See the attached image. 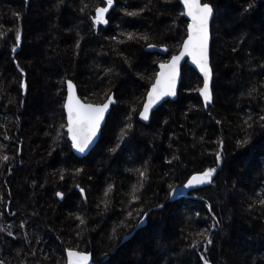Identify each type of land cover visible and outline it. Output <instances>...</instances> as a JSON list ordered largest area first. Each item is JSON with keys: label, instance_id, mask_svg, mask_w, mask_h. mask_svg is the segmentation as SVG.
Segmentation results:
<instances>
[{"label": "trees", "instance_id": "trees-1", "mask_svg": "<svg viewBox=\"0 0 264 264\" xmlns=\"http://www.w3.org/2000/svg\"><path fill=\"white\" fill-rule=\"evenodd\" d=\"M249 2L255 7L245 12ZM204 3L216 11L213 104L205 109L197 91L203 81L185 65L177 101L165 103L144 125L137 113L158 64L177 54L187 37L180 0H152L150 10L136 18L119 9L139 11L148 0H116L106 28L92 25L94 8L105 6L102 0H64L59 8L57 0H0V31L6 34L0 40V156L9 157L6 163L0 160V227L5 229L0 232V259L5 264H64L68 249L92 253L97 264H203V245L199 250L191 245L201 239L197 233L213 223L208 204L220 221L205 254L211 264H264V208L258 204L264 194V128L248 129L251 143L236 146L246 134L243 121L249 114L258 120L264 109V98L248 95L253 86L264 93V0ZM14 12H21L22 20H16ZM17 27H22V41L15 60L27 73V95L19 88L20 73L11 52ZM127 33L149 40L128 41ZM149 43L166 47L167 54L149 52ZM66 80L76 85L84 102L100 103L105 93L117 100L98 146L83 159L73 154L65 128L60 129L66 125ZM128 123L133 129L122 138ZM58 130L64 135L54 143ZM218 139L224 141V158L215 184L170 202L169 184L182 185L215 166L208 152L216 149ZM173 155L179 161L168 164ZM145 162L150 179L141 194L147 202L143 206L147 210L166 202V207L150 214L147 226L125 242L135 228L118 225L128 201L124 193L136 183L135 169ZM76 169L84 171L74 175ZM77 184L85 189L86 200ZM109 184L116 187L105 212L101 200ZM57 191L64 193L62 201ZM136 207L132 204L129 210ZM13 213L16 222L10 223L7 216ZM75 215L88 221L79 236ZM113 228L119 236L115 242L109 240Z\"/></svg>", "mask_w": 264, "mask_h": 264}, {"label": "snow or ice", "instance_id": "snow-or-ice-1", "mask_svg": "<svg viewBox=\"0 0 264 264\" xmlns=\"http://www.w3.org/2000/svg\"><path fill=\"white\" fill-rule=\"evenodd\" d=\"M25 4H27L28 0H24ZM105 6H96L94 8V16L92 17V25L94 27H98L100 25L107 26L109 24V18L107 14L110 9H113L116 0H102ZM152 0H148V4H146L143 8H140L139 11H129L125 8H121L119 10L124 12L125 16L128 17H139L141 13L145 10H150L149 5ZM165 3H168L169 0H164ZM184 5V11H182L181 15H186L191 18V24L188 25V35L187 39L183 42L181 50L178 55H173L170 61L167 64H161V72L155 78L154 82L151 83L149 90L146 92L145 101L142 104L141 110L137 113L140 120L148 121L150 113L152 109L156 107V105L160 104L161 101H165L166 98H175L177 96V84L179 79V62L183 57L189 56L192 58V62L199 68L200 72L203 74V87L197 89L200 95L204 100V107L207 108L210 103H212L213 95L210 87L212 80V68L209 63V41H210V21L213 18L214 9L213 6L209 3H201L200 0H180ZM64 0H57L56 7L59 8L63 5ZM87 5H85V8ZM255 7L254 3L249 2L247 8L244 9L245 12H250ZM83 12L84 9L82 8ZM13 16L16 20H22L23 14L21 12H14ZM14 32V45L11 48V52L13 54V59L15 62V67L18 69L20 73V79L18 81L19 88L23 90L24 94H28L29 84L26 79L27 73L24 68H22L17 60H15V54L17 53V49L21 46L22 41V27H17L13 30ZM121 35H125V33H121ZM128 41H136L143 40L148 41L149 37L147 35L137 36L135 33H127ZM6 39V34L0 31V40ZM111 39H115L112 37ZM121 43L123 41H120ZM243 43V40L240 41ZM80 47L79 43L75 45V48L78 49ZM148 48H155L154 44H147ZM167 52L168 49L165 47L162 49ZM233 51H236L234 48ZM78 55V53H77ZM127 63V57L124 58ZM264 66V65H262ZM129 67L131 65L129 64ZM111 73V69L108 70ZM62 83H66V98L62 104V107L67 112V123L61 124L60 129L66 127V132L68 138L71 140V147L75 149V151L81 155L85 154L89 151L90 146L93 145L94 141L97 139L98 134L101 130V125L105 121V116L109 112V108L112 105L117 104V100L115 94L113 93H105V98L100 103H85L81 100L80 96L76 94V86L73 84L71 80L63 81ZM2 92V89H0ZM259 95L260 98H264V93H260L259 90L253 86L248 95L250 97L255 98V95ZM11 102V101H9ZM132 112H136V109H131ZM261 113L258 117V120H255L251 114L248 115L247 119L243 121V125L246 126L245 136L236 142V146L245 147L252 140V134L249 133L248 129H254L257 125L261 128H264V109H261ZM132 117L129 116L128 120L131 121ZM217 124H220L221 121L217 120ZM133 129V124L128 123L124 131L121 133V137L124 138L127 134L131 133ZM64 135V133L57 131V136L54 137V143L59 142L60 138ZM8 139V137H5ZM203 142V137L200 138ZM211 142V141H209ZM216 149L208 152V154L214 157V165L212 167H208L197 174L192 175L185 184H183L184 188L192 189V188H201L203 186H212L215 184L214 177L218 174V169L223 170V158H224V141L223 139H218L216 142ZM119 145H117L118 147ZM112 152L116 151V148L111 149ZM0 160L3 162H7L9 157L7 155L0 156ZM174 161H179V156L173 155L172 159L167 161L168 164H173ZM84 170L76 169L74 175H80ZM135 175L137 176L136 183L130 186L129 191L124 193L125 196L128 197L127 206L122 208V212L125 213L124 219L118 221V225L125 229L131 227L140 228L141 226L146 225L149 215L155 214L157 211H163L166 207V202H157L154 207H148L147 210L144 208V204L147 202L142 201V192L145 184L149 181V170L147 166V162L145 165L139 169H135ZM61 180L64 179V175L61 172L60 177ZM33 187H35V183H33ZM79 189V192L82 197L86 200L87 197L84 195L85 189L80 187L79 184L76 185ZM115 184H109L108 187L104 190V196L101 200V203L104 206V211L107 212L109 210L111 204V196L115 192ZM59 199H64V193L57 191L55 193ZM177 195V188L172 184L168 185V192L166 193V197L168 200H171ZM3 197L0 196V203L3 202ZM202 199V197H201ZM124 203V202H122ZM135 204L136 209L129 210L131 205ZM258 204L261 208H264V194H262L261 198L258 200ZM208 211L212 213L213 223L209 228H205L202 231H199L197 235L201 238L198 241L192 243L191 247L199 250L200 245H203V250L200 254V260L203 264H211L210 259L205 255L210 246L213 245V231L217 230L220 224V221L216 218L215 213H213L212 205H206ZM256 206L254 202L250 205V210ZM37 215L38 213H33ZM14 215V213H13ZM3 213L0 212V218H2ZM75 220L79 221L77 225V229L79 230L77 235L79 236L80 232H83L88 227V221L84 216L75 215ZM10 227V226H9ZM25 224H20V228H24ZM5 229L0 227V232H4ZM8 236H12V232H7ZM25 239L27 238V234H24ZM83 239L82 236H80ZM127 238V237H126ZM119 239L117 228H113L112 232L109 235L110 241H117ZM32 255H35L33 252ZM107 255V253H105ZM47 259V257H45ZM0 264H5L3 259H0ZM67 264H92V253H85L74 249L67 250Z\"/></svg>", "mask_w": 264, "mask_h": 264}, {"label": "water", "instance_id": "water-1", "mask_svg": "<svg viewBox=\"0 0 264 264\" xmlns=\"http://www.w3.org/2000/svg\"><path fill=\"white\" fill-rule=\"evenodd\" d=\"M200 2L203 4L204 3V0H200ZM114 6H115V4H114ZM181 6H182V8H183V10H184V5H183V3H181ZM114 8V7H113ZM213 9H214V7H213ZM113 9H110L109 10V13L107 14V17L106 18H108V16H109V14L111 13V11H112ZM215 16H216V11H215V9H214V13H213V18H212V20L210 21V41H209V63H210V66H211V46H212V25H213V22H214V19H215ZM184 19L188 22V25L189 24H191V18L190 17H188V16H186V15H184ZM102 27H104V28H106L107 26H105V25H101ZM187 35H188V26H187ZM187 39V37L185 38V40ZM184 40V41H185ZM183 41V42H184ZM183 44V43H182ZM181 47H182V45H181ZM163 48H165V47H155V48H148V51L149 52H151V53H156V54H158V55H162V56H164V55H166L167 54V52H165V51H163L162 49ZM180 50H181V48H180ZM180 50H179V52H180ZM179 52L177 53V54H175V55H178L179 54ZM171 59V58H170ZM170 59L167 61V62H162V63H159L158 64V73H157V76L159 75V73L162 71L161 70V68H160V65L161 64H167L169 61H170ZM185 65H188L190 68H192L193 70H195L197 73H198V75L200 76V78L202 79V81H203V79H204V77H203V74L200 72V70H199V68L192 62V58L191 57H189V56H185V57H183V59H181L180 60V62H179V79H178V84H177V96L175 97V98H166V100L165 101H161V103L160 104H158V105H156V107H154L153 109H152V112L150 113V116H149V120L148 121H143V120H140L139 119V121L142 123V124H144V125H149L150 123H151V120H152V116H153V114L160 108V107H162L165 103H167V102H176L177 101V98H178V93H179V90H180V86H181V83H182V69H183V67L185 66ZM211 68H212V66H211ZM156 76V77H157ZM213 81H214V73H213V70H212V80H211V84H210V87H211V90H212V86H213ZM74 84V83H73ZM75 85V84H74ZM76 86V85H75ZM202 87H203V84H202ZM201 87V88H202ZM66 90H67V88H66ZM76 94L79 96V94H78V89H77V87H76ZM198 95H199V97H200V99H201V101H202V103H203V105H204V100H203V97L200 95V93L198 92ZM212 95H213V91H212ZM82 100V99H81ZM83 101V100H82ZM213 101H214V96H213V100H212V103H210L209 105H208V107L209 106H211L212 104H213ZM84 102V101H83ZM85 103H88V102H85ZM208 107L207 108H205L206 110H208ZM111 110H112V106L109 108V112L106 114V116H105V121H104V123L101 125V130H100V133L98 134V136H97V139L94 141V143H93V145L92 146H90V149H89V151L88 152H86L85 154H83V155H81V154H79V153H77L76 151H75V149H73L72 147V152H73V154L76 156V157H78V158H80V159H83V158H85V157H87L97 146H98V144H99V142H100V139H101V135H102V131H103V129H104V127H105V125H106V122H107V118H108V116L110 115V113H111ZM64 111H65V116H66V122H67V112H66V110L64 109ZM65 132H66V128H65ZM67 133V132H66ZM67 138H68V136H67ZM68 141L71 143V140L68 138ZM185 184V183H184ZM205 186H203V187H201V188H192V189H187V188H184L183 187V184L182 185H179V186H176V188H177V195L174 197V198H172L171 200H169L170 202H178V201H180V200H182V199H184V198H188V197H192L191 196V193H193V192H195V191H197V190H199V189H202V188H204ZM147 224H148V221H147V223H146V225H144V226H141L140 227V229H142V228H144L145 226H147ZM138 229L139 228H135L133 231H132V233L130 234V235H128L127 236V238H125V242L126 241H128L129 239H131L135 234H136V232H138ZM82 252V251H81ZM85 253H88V252H85ZM66 257H67V251H66ZM67 264V263H66ZM92 264H97L95 261H94V258H93V256H92Z\"/></svg>", "mask_w": 264, "mask_h": 264}, {"label": "flooded vegetation", "instance_id": "flooded-vegetation-1", "mask_svg": "<svg viewBox=\"0 0 264 264\" xmlns=\"http://www.w3.org/2000/svg\"><path fill=\"white\" fill-rule=\"evenodd\" d=\"M67 123V122H66ZM66 128V127H65ZM66 133V132H65ZM67 134V133H66ZM60 201H62L61 199H60ZM14 216L15 215H8L7 216V220H10L11 222L10 223H15L16 221H14ZM16 220H17V217H16ZM15 226V225H14ZM13 226V227H14ZM15 228V227H14ZM16 229V228H15ZM17 230V229H16ZM19 235V234H18ZM20 236V235H19ZM12 239H18L17 238V233H15L14 231H12ZM13 241H15V240H13ZM66 257V256H65ZM67 263V257L65 258V263L64 264H66Z\"/></svg>", "mask_w": 264, "mask_h": 264}, {"label": "rangeland", "instance_id": "rangeland-1", "mask_svg": "<svg viewBox=\"0 0 264 264\" xmlns=\"http://www.w3.org/2000/svg\"><path fill=\"white\" fill-rule=\"evenodd\" d=\"M140 230V228L138 229V231ZM137 233V232H136ZM136 235V234H135Z\"/></svg>", "mask_w": 264, "mask_h": 264}]
</instances>
